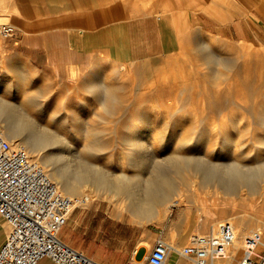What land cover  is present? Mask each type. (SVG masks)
Masks as SVG:
<instances>
[{
	"label": "rangeland",
	"instance_id": "obj_1",
	"mask_svg": "<svg viewBox=\"0 0 264 264\" xmlns=\"http://www.w3.org/2000/svg\"><path fill=\"white\" fill-rule=\"evenodd\" d=\"M228 1L235 4V19L220 24L205 20L203 24H188L182 30V39L172 42L171 50L162 56L125 63L122 57L92 53L80 57L69 67L55 62L47 65L42 51L23 45L25 32H21L12 21V18L18 20V15L12 16L10 9L4 6L0 24L12 27L13 32L7 37L0 34V78H9L11 85H17L20 81L16 71L20 64L26 65L33 75L32 80L24 83L28 96L37 95L51 105V112L58 110L62 117H71L74 111L78 113L80 118L75 129L82 125L79 132L82 136L85 134V139L88 130L98 133L104 151H100L99 157L93 160L110 172L118 174L120 171L117 160L126 150L123 138L132 134L130 126L143 128L151 123L156 128L154 138L160 140L166 135L167 141L162 145L156 142L157 150L149 147V154L157 156L158 166L164 165L158 158H166L175 151L190 157H200L205 153L213 163L255 165L258 159L264 160V3L263 0ZM209 4L211 1L196 10L205 13ZM204 48L208 50L204 51ZM27 49L34 50L28 52ZM206 50L214 63L203 62L201 55ZM214 54L215 57L212 56ZM98 62L102 66L98 67L99 70L95 68ZM95 77L105 79L112 86L114 98L105 99L100 91L90 93L88 83ZM8 95L7 88L0 85V96L12 103L22 100L14 94ZM141 101L142 104L146 102L139 105ZM23 104L30 109V114L25 112L23 116H45L29 100H24ZM140 108L145 112L149 110L150 123L143 120L145 112ZM204 124L209 128L203 127ZM201 127L209 129V136ZM159 130L164 134L158 133ZM184 135H189L190 141L200 135L198 144L181 146ZM88 139L84 142L88 143L91 137ZM205 147L213 151L209 153ZM126 172L131 173V169H126ZM200 179L199 175L189 171L175 178L178 193L175 198L184 199L185 205H167L166 216L161 221L137 218L128 211L126 202L108 192L92 197L89 188L82 194H89L90 200L75 209L93 210L92 227L98 232L126 235L135 230L155 232L169 248L168 256L177 254L191 236L207 234L219 223L230 221L236 230V242L230 248L229 258L218 264H238L242 240L247 234L261 231L264 245V206L259 205L264 202V195L259 196L258 192L229 195L216 186L201 183ZM0 229L1 232L7 229L1 218ZM141 244L144 243L140 241L135 245ZM234 245L238 251L235 256Z\"/></svg>",
	"mask_w": 264,
	"mask_h": 264
},
{
	"label": "bare ground",
	"instance_id": "obj_2",
	"mask_svg": "<svg viewBox=\"0 0 264 264\" xmlns=\"http://www.w3.org/2000/svg\"><path fill=\"white\" fill-rule=\"evenodd\" d=\"M202 47L201 50H203ZM205 47H207V44H205ZM205 49L207 48H204V51ZM207 50L201 55L203 62L205 64L214 63V59H211ZM212 56L215 57V54ZM99 63L101 62L96 63L97 65L95 64V68L101 65ZM16 73L19 75L20 81L17 85H11L9 78H0V85L7 88L9 97L11 94H14L18 98H22V100L12 103L0 96V134L9 142L24 146L28 155L35 158L34 161L47 173L58 190L65 195L78 199L88 197L90 200L89 194H85L84 196L82 194L87 188L91 190L90 194L92 197L100 195L101 192H108L116 199L126 202L127 209L132 215L137 218L146 219L147 221H151L152 219L154 221L163 220L166 216L165 209L167 205H185L184 199L175 198L178 193L176 192V181H174L175 178H180L184 171L199 175L201 183L209 184L210 187L216 186L225 194L232 195L238 193L241 196L245 193L251 195L258 192L259 196L264 195L263 159H258L257 164L252 166L213 163L205 153L200 157H190L184 153H176L175 151L166 158H158L164 164L163 166L156 165L158 162L156 160L157 156L149 154L148 150H150L149 147H152V150H157V147L155 149L156 142L161 145L164 144L166 135L164 138L156 140L154 138L156 134H153L156 128L152 126V123L151 125L144 124L146 126L143 128L140 126H130L131 129L129 128V130H131L132 134L129 136L125 135V138H123L124 135L122 137L123 140L125 139L124 145L126 150L122 151L123 155L120 154L117 160L120 171L118 174L110 172L93 160L99 157L98 153L100 151H104L98 133L88 130L85 132L87 136H85L87 138L85 139V134L82 136L79 132L83 126L80 125L75 129L76 122L80 118L78 113H74V111L71 113V117H62L58 110L51 112V109H53L50 108L51 105H47L37 95L29 94L28 96V93H26L24 83L33 78L31 71L26 68V65L20 64ZM90 81L87 89L91 94H97L100 91L103 92L105 99L114 98L112 97L113 92L110 89L112 86L108 85L105 79L95 77L94 81L93 79ZM161 83L164 84L163 82ZM29 97L31 99H27ZM24 100H29L30 104L35 106L45 116L43 118L23 116L22 113L26 114L25 112L30 114V109H26L23 104ZM142 101L141 103L139 102V105L142 104ZM109 102H112V99ZM36 109L35 111L38 112ZM142 111L145 112L144 109ZM147 111L149 112V110ZM148 112L143 113L144 119L143 117L142 119L150 123L152 120H148L151 114ZM205 126L209 128V125L204 124L203 127ZM62 130L68 132L64 134ZM126 130L128 131V129ZM66 133L69 134L66 136ZM158 133L161 134L162 132ZM199 136L195 137L194 141H190L189 135H184L180 141L181 146L191 143L198 144L197 140L200 138ZM207 136H209V132ZM88 137H91L90 141L88 143L84 142L85 140H89ZM206 139L209 141L208 137ZM207 145H210V143H207ZM205 148L208 149L207 147ZM206 151L210 153L213 150L209 148ZM126 169H131V173H127ZM257 184H261V186ZM259 205L264 206V202ZM237 252V246L234 245L233 256Z\"/></svg>",
	"mask_w": 264,
	"mask_h": 264
},
{
	"label": "crops",
	"instance_id": "obj_3",
	"mask_svg": "<svg viewBox=\"0 0 264 264\" xmlns=\"http://www.w3.org/2000/svg\"><path fill=\"white\" fill-rule=\"evenodd\" d=\"M207 1L211 4L205 13L196 10ZM4 6L12 16L18 15L12 21L25 32L22 44L42 51L47 65L55 62L62 67L92 53L122 57L125 63L162 56L172 42L182 39L188 24L204 20L220 24L236 17L235 4L228 0L213 4L212 0H0V15ZM92 213L90 209L70 212L59 233L66 245L100 264H148V255L160 240L155 232H98L92 227ZM6 232L0 231V247ZM140 241L144 244L136 246ZM38 264L53 263L44 258ZM164 264L195 263L177 253Z\"/></svg>",
	"mask_w": 264,
	"mask_h": 264
},
{
	"label": "built area",
	"instance_id": "obj_4",
	"mask_svg": "<svg viewBox=\"0 0 264 264\" xmlns=\"http://www.w3.org/2000/svg\"><path fill=\"white\" fill-rule=\"evenodd\" d=\"M12 32V27L0 24L1 35L7 37ZM88 200L61 193L24 146L0 134V218L7 225L0 264H38L44 258L53 264H100L66 245L59 235L70 212ZM236 237L234 225L224 221L207 234L191 236L178 254L195 264H218L229 258ZM168 253L164 242L157 240L148 264H164ZM238 264H264L261 231L243 238Z\"/></svg>",
	"mask_w": 264,
	"mask_h": 264
}]
</instances>
